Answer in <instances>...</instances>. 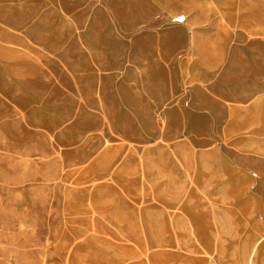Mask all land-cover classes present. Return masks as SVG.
<instances>
[{"label":"rangeland","instance_id":"374dc122","mask_svg":"<svg viewBox=\"0 0 264 264\" xmlns=\"http://www.w3.org/2000/svg\"><path fill=\"white\" fill-rule=\"evenodd\" d=\"M206 260L264 264V0H0V264Z\"/></svg>","mask_w":264,"mask_h":264},{"label":"crops","instance_id":"0c3cea01","mask_svg":"<svg viewBox=\"0 0 264 264\" xmlns=\"http://www.w3.org/2000/svg\"><path fill=\"white\" fill-rule=\"evenodd\" d=\"M173 23H175V22H173ZM176 24V23H175ZM179 24V23H178ZM149 36H151V35H149ZM200 37V36H199ZM140 38V37H139ZM138 38V40L136 39V40H133V41H131V42H129V43H124L123 45H122V47H123V49H133V50H142L143 48H145V47H148V48H150V49H155V48H157L158 46L157 45H155V44H151V43H148V42H144V41H141L140 39ZM123 43V42H122ZM103 44L104 43H102V46H103ZM119 46H121V42H118L117 43ZM197 44H198V41H196V43H195V46L197 47ZM204 47H206V49H208V50H212L211 51V53L210 52H208V50H207V55H208V57L206 58L207 59V61H208V63L210 64L211 62H212V65L213 66H220V59H221V55H220V47L218 46V47H216V42H215V38H214V36L212 35V40L210 41V37H207V39H204ZM148 48H146V49H148ZM158 48H160V49H162V47H158ZM193 59L194 58H191V62L193 61ZM204 59V58H203ZM170 60H172V58L170 59ZM164 62H165V64L167 65V60H166V58H164ZM181 64H182V67H183V65L185 66V63L182 61L181 62ZM201 65H203V64H201ZM167 67V66H166ZM170 71V70H169ZM166 72H167V70H166ZM189 72V71H188ZM203 73V71L200 69V68H197L196 70H193V72L191 73L190 72V75L192 76V77H196V78H198L199 77V75H201ZM128 77V76H127ZM127 77H126V79L124 78L123 79V82H125L123 85H125V84H127V86L125 87V88H130V87H132V85L131 84H133V82H134V79L133 78H131V79H127ZM102 81H103V79H102ZM166 85H168V83L166 82ZM134 86V85H133ZM100 90H103L104 89V86H101L100 88H99ZM105 90V89H104ZM136 90V88H135V86L134 87H132V90L131 91H133V97L135 96V91ZM96 91H97V89H96ZM128 91H130V90H128ZM6 246H8V245H6ZM8 258V257H7ZM206 264H209V261L208 260H206V262H205ZM23 264H25V263H23Z\"/></svg>","mask_w":264,"mask_h":264},{"label":"bare ground","instance_id":"6f19581e","mask_svg":"<svg viewBox=\"0 0 264 264\" xmlns=\"http://www.w3.org/2000/svg\"><path fill=\"white\" fill-rule=\"evenodd\" d=\"M174 22L179 23V24H184L187 22V18L181 15V16H178Z\"/></svg>","mask_w":264,"mask_h":264}]
</instances>
